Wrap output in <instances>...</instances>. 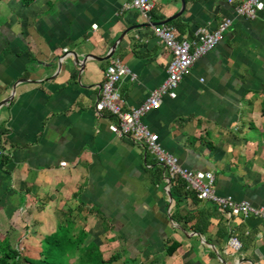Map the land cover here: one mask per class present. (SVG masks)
Returning <instances> with one entry per match:
<instances>
[{"label":"crops","instance_id":"crops-1","mask_svg":"<svg viewBox=\"0 0 264 264\" xmlns=\"http://www.w3.org/2000/svg\"><path fill=\"white\" fill-rule=\"evenodd\" d=\"M151 1L147 22L130 0H0V102L11 96L0 104V255L9 246L20 264L38 258L41 240L70 210L77 224L86 219V241L104 258L126 250L113 263L130 252L142 264H264L263 217L227 218L181 180L187 193L168 190L163 167L94 108L113 58L134 74L117 83L125 110L164 80L171 54L153 22L178 13L165 24L193 41L197 28L229 18L175 97L164 96L142 121L180 165L212 171L218 195L264 210V11L246 19L236 14L240 0H184L183 9L181 0ZM167 191L180 195L177 208ZM201 212L203 234L193 230ZM230 236L240 241L236 251ZM172 241L179 246L168 255Z\"/></svg>","mask_w":264,"mask_h":264},{"label":"built area","instance_id":"built-area-1","mask_svg":"<svg viewBox=\"0 0 264 264\" xmlns=\"http://www.w3.org/2000/svg\"><path fill=\"white\" fill-rule=\"evenodd\" d=\"M129 5L147 22L151 21L153 8L151 0H130ZM235 10L237 15L246 19L256 18L264 11V0H240ZM230 25L231 20L224 18L213 30L199 27L195 31L196 39L193 41L178 39L175 28L169 24L153 25L154 35L160 40L163 48L171 54L164 80L151 90L139 105L125 110L120 104L121 98L117 83L124 76L134 79V74L120 58H113L104 70L94 108L98 114L106 112L115 118L109 124L111 132L140 144L163 167L167 189H170L177 180H181L186 189L195 193L197 199L213 202L218 211L227 218L238 215L264 218V210L252 206L249 202L235 201L230 197L218 195L215 192L212 171L192 170L180 165L178 158L160 145L158 134L150 130L142 121V117L147 112L160 106L164 96L175 97L176 88L183 76L189 72L198 58L211 51L219 43ZM92 26L96 27L95 24ZM3 153L4 151L0 148V156ZM227 246L236 251L240 248V241L235 236H230Z\"/></svg>","mask_w":264,"mask_h":264},{"label":"trees","instance_id":"trees-1","mask_svg":"<svg viewBox=\"0 0 264 264\" xmlns=\"http://www.w3.org/2000/svg\"><path fill=\"white\" fill-rule=\"evenodd\" d=\"M22 4L29 5L34 0H20ZM1 155L0 157H2ZM173 186L177 185L179 189H183V185L180 180L176 181ZM172 188V186H171ZM175 188V187H174ZM173 188V189H174ZM183 192L186 190L183 189ZM172 199L175 201L174 206L177 208L180 202V195L170 191ZM195 196V195H194ZM176 209L171 213V218L175 221H179ZM200 213L195 223L193 224V230L201 234L204 233L208 226L207 215ZM80 223L77 224L73 211L67 210L64 212L63 221L57 224L54 232L46 235L41 240V250L38 258H31L24 256L22 258V264H111L121 259L126 250H118L112 253L108 258L103 257V253L100 250L99 245L94 241H86L88 237V231L85 229L84 222L86 219L80 217ZM179 246V243L172 241L171 245L167 247L166 253L172 254ZM125 256L124 264H142L137 263L136 258L130 255ZM70 258L73 262H70ZM11 261V262H9ZM20 254L17 249H12L7 246L0 255V264H20Z\"/></svg>","mask_w":264,"mask_h":264},{"label":"water","instance_id":"water-1","mask_svg":"<svg viewBox=\"0 0 264 264\" xmlns=\"http://www.w3.org/2000/svg\"><path fill=\"white\" fill-rule=\"evenodd\" d=\"M184 5H185V1H184V0H181V9L184 8ZM177 16H178V13H177V14H174V15H172V16H170L169 18H167V19H165V20H163V21L153 22L152 25H160V24L168 23L169 21L173 20V19H174L175 17H177ZM140 25H141V24H140ZM133 28H134V26H130V27H128L126 30H124L123 34L126 33L127 31L133 29ZM110 55H111V52H110L109 55L106 56V57H109ZM88 56H90L91 58H94V59H98V57L93 56V55H88ZM13 90H14V89H13ZM10 99H11V96L8 97V98H5L3 101L0 102V104H5V103H7ZM168 190H169V189H168ZM167 194H168V196L170 197V199H172L170 191H167Z\"/></svg>","mask_w":264,"mask_h":264},{"label":"rangeland","instance_id":"rangeland-1","mask_svg":"<svg viewBox=\"0 0 264 264\" xmlns=\"http://www.w3.org/2000/svg\"><path fill=\"white\" fill-rule=\"evenodd\" d=\"M64 210H66V209H63V211ZM88 222H89V220H88ZM87 224V223H86ZM102 236H105V235H102ZM40 247H41V245H40ZM107 251V250H106ZM110 250H108V252H109ZM102 253H105V251H102ZM107 253V252H106ZM114 253V252H113ZM70 262H73V259L72 258H70ZM112 264H120V263H112Z\"/></svg>","mask_w":264,"mask_h":264}]
</instances>
